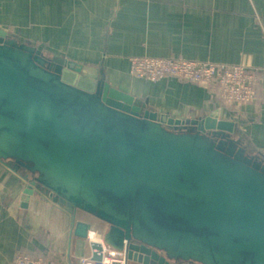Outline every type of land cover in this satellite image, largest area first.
Instances as JSON below:
<instances>
[{
  "label": "water",
  "instance_id": "95a60500",
  "mask_svg": "<svg viewBox=\"0 0 264 264\" xmlns=\"http://www.w3.org/2000/svg\"><path fill=\"white\" fill-rule=\"evenodd\" d=\"M144 96L100 61L0 29V161L35 175L22 201L48 191L82 239L77 210L105 222L127 264H264V154L246 153L233 122Z\"/></svg>",
  "mask_w": 264,
  "mask_h": 264
},
{
  "label": "crops",
  "instance_id": "0c3cea01",
  "mask_svg": "<svg viewBox=\"0 0 264 264\" xmlns=\"http://www.w3.org/2000/svg\"><path fill=\"white\" fill-rule=\"evenodd\" d=\"M0 29L62 57L100 61L175 117L190 112L233 122L251 140L235 136L246 153L263 157L264 0H0ZM132 57L248 66L257 76L255 103L229 106L210 85L178 78L135 79ZM10 170L0 165V264H12L19 253L55 264L91 258V241L72 234L71 210L37 188L22 201V190L35 175ZM76 220L90 224L91 232L105 234L108 228L81 210Z\"/></svg>",
  "mask_w": 264,
  "mask_h": 264
},
{
  "label": "built area",
  "instance_id": "2783aa9c",
  "mask_svg": "<svg viewBox=\"0 0 264 264\" xmlns=\"http://www.w3.org/2000/svg\"><path fill=\"white\" fill-rule=\"evenodd\" d=\"M130 75L139 80L156 82L165 77L210 85L218 90L223 102L229 106L243 107L256 100L257 76L255 71L241 64L214 63L202 60L170 59L161 57L130 58ZM1 166L9 168L7 161ZM10 169V168H9ZM88 239L96 242L100 250V261L89 258L79 264H127L125 255L112 248L104 240V234L89 232ZM12 264H55L43 256H30L19 253Z\"/></svg>",
  "mask_w": 264,
  "mask_h": 264
},
{
  "label": "flooded vegetation",
  "instance_id": "af4514ba",
  "mask_svg": "<svg viewBox=\"0 0 264 264\" xmlns=\"http://www.w3.org/2000/svg\"><path fill=\"white\" fill-rule=\"evenodd\" d=\"M45 66L47 67L48 64H45ZM168 129L173 130V131H177V132H194V128H192L191 126H180V125H170V126H166ZM214 139H216V137H213ZM183 264H185L184 262H181Z\"/></svg>",
  "mask_w": 264,
  "mask_h": 264
},
{
  "label": "rangeland",
  "instance_id": "374dc122",
  "mask_svg": "<svg viewBox=\"0 0 264 264\" xmlns=\"http://www.w3.org/2000/svg\"><path fill=\"white\" fill-rule=\"evenodd\" d=\"M7 164L9 165V168H10V169H12V168L15 167L14 164H12V163L7 162ZM2 167H3V166H2ZM3 168H5V167H3ZM9 168H8V170H10ZM5 169H7V168H5ZM10 171H11V170H10Z\"/></svg>",
  "mask_w": 264,
  "mask_h": 264
}]
</instances>
